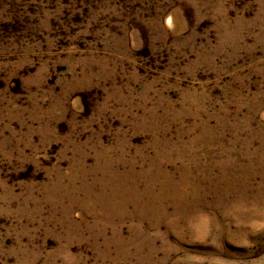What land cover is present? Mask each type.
I'll list each match as a JSON object with an SVG mask.
<instances>
[{"label":"rangeland","instance_id":"obj_1","mask_svg":"<svg viewBox=\"0 0 264 264\" xmlns=\"http://www.w3.org/2000/svg\"><path fill=\"white\" fill-rule=\"evenodd\" d=\"M0 264H264V0H0Z\"/></svg>","mask_w":264,"mask_h":264}]
</instances>
